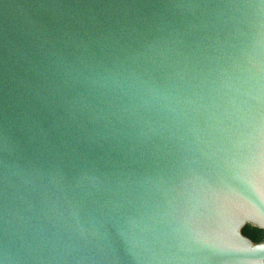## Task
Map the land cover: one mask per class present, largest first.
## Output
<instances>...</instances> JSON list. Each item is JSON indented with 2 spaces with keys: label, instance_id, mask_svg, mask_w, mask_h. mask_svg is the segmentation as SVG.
<instances>
[{
  "label": "water",
  "instance_id": "obj_1",
  "mask_svg": "<svg viewBox=\"0 0 264 264\" xmlns=\"http://www.w3.org/2000/svg\"><path fill=\"white\" fill-rule=\"evenodd\" d=\"M264 0H0V264H264Z\"/></svg>",
  "mask_w": 264,
  "mask_h": 264
},
{
  "label": "trees",
  "instance_id": "obj_2",
  "mask_svg": "<svg viewBox=\"0 0 264 264\" xmlns=\"http://www.w3.org/2000/svg\"><path fill=\"white\" fill-rule=\"evenodd\" d=\"M243 233L255 242H259L264 238V230L251 225L244 227Z\"/></svg>",
  "mask_w": 264,
  "mask_h": 264
}]
</instances>
